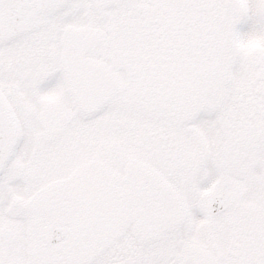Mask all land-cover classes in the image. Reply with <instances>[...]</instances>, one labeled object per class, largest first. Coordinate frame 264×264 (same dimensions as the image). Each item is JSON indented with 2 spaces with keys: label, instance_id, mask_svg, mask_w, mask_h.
<instances>
[{
  "label": "snow or ice",
  "instance_id": "obj_1",
  "mask_svg": "<svg viewBox=\"0 0 264 264\" xmlns=\"http://www.w3.org/2000/svg\"><path fill=\"white\" fill-rule=\"evenodd\" d=\"M0 264H264V0H0Z\"/></svg>",
  "mask_w": 264,
  "mask_h": 264
}]
</instances>
